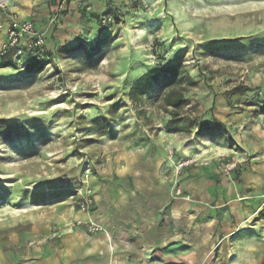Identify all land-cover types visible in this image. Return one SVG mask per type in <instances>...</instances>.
<instances>
[{"label":"rangeland","instance_id":"1","mask_svg":"<svg viewBox=\"0 0 264 264\" xmlns=\"http://www.w3.org/2000/svg\"><path fill=\"white\" fill-rule=\"evenodd\" d=\"M49 22L60 55L41 71L0 54V123L20 126L11 140L0 135V248L60 237L80 198L94 204L114 188L123 155L165 158L158 171L175 199L184 178L209 167L200 155L226 163L264 152V0H104L67 14L56 3ZM74 45L85 52L59 53ZM176 61L194 80L176 86L190 131L169 123L165 79L137 102L129 95L145 71ZM191 159L196 170L178 168Z\"/></svg>","mask_w":264,"mask_h":264},{"label":"crops","instance_id":"2","mask_svg":"<svg viewBox=\"0 0 264 264\" xmlns=\"http://www.w3.org/2000/svg\"><path fill=\"white\" fill-rule=\"evenodd\" d=\"M103 1L57 4L67 14L86 5L99 9ZM5 4L0 7V50L12 15L45 30L47 48L51 47L49 21L56 4L51 0ZM242 154L232 157L240 165L229 174L223 172L221 159L213 157L212 162L200 155L209 167L184 178V195L175 199L158 171L165 158L123 155L114 188L98 191L88 213L76 205L72 219L92 218L111 237L80 227L66 229L60 237L36 238L33 247L26 238L13 237L6 244L18 248H0V264H264V152L258 157L249 150ZM194 166L181 171L196 170Z\"/></svg>","mask_w":264,"mask_h":264},{"label":"trees","instance_id":"3","mask_svg":"<svg viewBox=\"0 0 264 264\" xmlns=\"http://www.w3.org/2000/svg\"><path fill=\"white\" fill-rule=\"evenodd\" d=\"M93 17L97 18L98 15L94 14ZM48 38H50L49 43L51 45V34ZM51 47L49 49L47 48L45 60H36L35 58H32L29 53L25 54L22 61L26 65L29 72H39L48 62L53 60L55 55L59 57L60 54L52 50ZM85 50L86 48L83 45H74L71 47L62 46L59 49V53H61L63 57L68 55H74L76 57L78 54L85 52ZM15 53V49H11L6 55H1V58L3 60L14 59L13 55ZM160 78L165 79L167 84H169V89L166 90L162 99L164 110L170 114L169 123L175 127L181 125V129L183 131H190L192 128V122L188 121L181 115V110L188 106L190 102L184 93V89H179L176 86L182 85L186 79L189 84L193 85L194 80L191 78L185 68V65L181 61L172 62L166 65H156L141 74L130 88L129 95L131 100L137 102L140 97L147 94L153 88ZM244 90L245 89L241 87H237L233 90V92L242 93ZM216 122L217 125H222L219 120H216ZM19 128L20 126L15 121L1 122L0 135L7 140H11V135L16 133Z\"/></svg>","mask_w":264,"mask_h":264},{"label":"built area","instance_id":"4","mask_svg":"<svg viewBox=\"0 0 264 264\" xmlns=\"http://www.w3.org/2000/svg\"><path fill=\"white\" fill-rule=\"evenodd\" d=\"M6 6L5 2H0V7L4 8ZM12 16L7 29V40L2 46L0 54L6 55L9 50L15 49L16 53L13 55V58L22 60L25 54L29 53L36 60H45V53L47 52L46 31L39 29L31 20L19 21L16 15ZM108 20H111V17L103 18L105 23ZM196 163V159L181 161L178 168L182 169L185 166ZM239 165V162L235 159L229 160L224 165L225 172L229 174L231 171L237 170ZM177 193H180V189L177 190ZM76 205L78 210L88 213L93 205V199L89 196H84L76 202ZM76 227H80L91 234L100 233L104 230L103 226L92 218L76 219L70 222L71 229Z\"/></svg>","mask_w":264,"mask_h":264},{"label":"water","instance_id":"5","mask_svg":"<svg viewBox=\"0 0 264 264\" xmlns=\"http://www.w3.org/2000/svg\"><path fill=\"white\" fill-rule=\"evenodd\" d=\"M51 3L55 5L57 3V0H51Z\"/></svg>","mask_w":264,"mask_h":264},{"label":"bare ground","instance_id":"6","mask_svg":"<svg viewBox=\"0 0 264 264\" xmlns=\"http://www.w3.org/2000/svg\"><path fill=\"white\" fill-rule=\"evenodd\" d=\"M7 0H0L1 3L6 2Z\"/></svg>","mask_w":264,"mask_h":264}]
</instances>
